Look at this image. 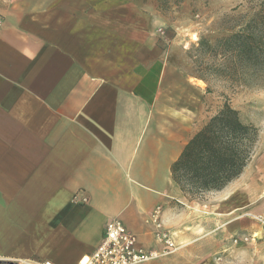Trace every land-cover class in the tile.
Wrapping results in <instances>:
<instances>
[{"label":"crops","instance_id":"obj_1","mask_svg":"<svg viewBox=\"0 0 264 264\" xmlns=\"http://www.w3.org/2000/svg\"><path fill=\"white\" fill-rule=\"evenodd\" d=\"M158 19L148 0H0V264H79L113 219L160 250L157 208L177 242L193 207L171 165L198 123L165 98Z\"/></svg>","mask_w":264,"mask_h":264},{"label":"rangeland","instance_id":"obj_2","mask_svg":"<svg viewBox=\"0 0 264 264\" xmlns=\"http://www.w3.org/2000/svg\"><path fill=\"white\" fill-rule=\"evenodd\" d=\"M148 2L159 17L167 102L192 107L196 132L224 105L258 132L235 180L184 195L193 209L180 218L177 242L162 224L175 250L159 264H264V0Z\"/></svg>","mask_w":264,"mask_h":264},{"label":"trees","instance_id":"obj_3","mask_svg":"<svg viewBox=\"0 0 264 264\" xmlns=\"http://www.w3.org/2000/svg\"><path fill=\"white\" fill-rule=\"evenodd\" d=\"M258 132L224 105L184 145L171 165V176L189 198L221 190L250 160Z\"/></svg>","mask_w":264,"mask_h":264},{"label":"built area","instance_id":"obj_4","mask_svg":"<svg viewBox=\"0 0 264 264\" xmlns=\"http://www.w3.org/2000/svg\"><path fill=\"white\" fill-rule=\"evenodd\" d=\"M73 199L79 204L87 202V198L79 199L77 194ZM160 216L161 210L157 208L151 214V222L154 226L155 242L162 249L146 250L139 247L135 235L119 220L113 219L106 224L102 240L95 251L80 260L79 264H144L170 254L175 250V244L171 234L163 227Z\"/></svg>","mask_w":264,"mask_h":264}]
</instances>
